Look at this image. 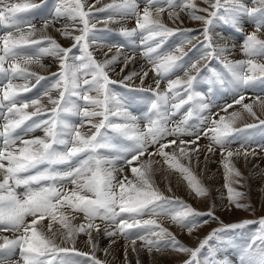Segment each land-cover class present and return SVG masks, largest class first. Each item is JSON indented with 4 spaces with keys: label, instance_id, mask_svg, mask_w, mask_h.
I'll list each match as a JSON object with an SVG mask.
<instances>
[{
    "label": "snow or ice",
    "instance_id": "obj_1",
    "mask_svg": "<svg viewBox=\"0 0 264 264\" xmlns=\"http://www.w3.org/2000/svg\"><path fill=\"white\" fill-rule=\"evenodd\" d=\"M47 3L48 0H39V3L36 0H0V29H3L0 34V232L19 233L14 239L2 237L0 264H103L94 254L97 245L92 233L93 230L100 233L99 225L95 224L97 218L106 224L104 235H123L131 240L133 251H136L135 245L139 240L149 252L171 247L174 251L189 254L184 264H231L226 257H218L220 245L225 243L221 234L253 221L245 220L213 229L195 249L184 246L156 219L143 217L166 216L187 229L189 234L201 223L208 222H201L199 217H217L213 210L199 212L179 198L164 196L151 179L153 161H141V158L145 153L150 157L159 155L165 164L183 175L196 196H206L207 189L189 167L177 160L175 151L165 150L176 145L184 156H188L184 146L195 145L190 151H197V141L203 135L210 141L208 152H213L216 147L220 149L229 203L236 208L245 207L240 203L244 193L232 186L242 179L232 158L240 155L247 158L256 154L255 149L251 153L248 151L251 138L244 136L240 148L233 151L231 145L238 138L234 134L245 129H234L223 116L219 120L198 116L201 124L207 125L202 132L192 131L188 121L194 114L208 108L203 102V94L195 87L202 68L209 69L213 59L220 61L229 77L225 78L215 69H210L208 91L216 84L229 85L237 93L233 104L241 105L256 117L253 104L244 103L243 90L255 86L257 82L264 84V63L254 59L264 57V39L258 35L264 33V0H252L251 7L242 0H204L208 5L204 8L194 0H144L142 10L138 0H112L95 10L94 5H86L85 0H55L49 14L40 18L39 27L33 19L21 15L34 13ZM166 9L170 19L179 20V13L175 11L179 9L186 11L192 20L202 22L200 34L203 39L189 35L192 29L167 27L161 20V14ZM97 12L106 13V22H115L116 16L135 17L134 28L121 29L132 49L131 55H123V63L126 67L134 62L136 52L140 51L157 77L155 88L129 89L130 92L147 94L143 99L147 108L141 115L133 114L130 110L133 101L117 95L111 86L120 83L128 87L125 82L136 77L143 85L148 71L142 74L131 72L120 81L110 79V66L121 58V49L125 45L102 42L98 33L107 29H98L96 23L91 22ZM242 17L252 21L255 30L244 36L241 46L249 58L233 62L225 55L229 49L214 43L213 26L221 22L242 31ZM62 18L71 21V25L65 24L55 30L72 39L69 47H63L48 34L49 28ZM74 32L79 34L74 35ZM177 32L184 38L175 48L165 49L169 37ZM136 36H139V43L133 39ZM92 45L106 47L108 52L115 48L116 54L110 59L98 61L90 50ZM186 45L197 49L199 55L196 59H185L188 55ZM74 49H78L79 55ZM45 56L58 61L59 71L50 74L52 83L42 93L34 97L23 95L46 79L30 70L32 65L45 68L41 63ZM181 70L183 78H168ZM33 79L35 84H30ZM17 80L24 83H15ZM161 80H166L165 90H160ZM93 92L95 95L90 94ZM256 101L264 109V98L258 96ZM233 104H227L223 110L227 111ZM185 105L189 107L183 119L175 127H167L170 118ZM29 108L32 110L28 111ZM69 114L78 117L79 123L67 121L64 117ZM238 117L239 113L233 112L228 120L234 121ZM141 120L145 122L143 131L139 127ZM259 123L264 125V120ZM85 125H90V134L82 132ZM254 127V124L246 126ZM36 129L42 130L44 135L25 138L27 133ZM109 132L128 143L117 146ZM186 135L195 136V139L185 141L183 137ZM169 136L175 139L168 140ZM150 146H155L154 153L148 151ZM259 147L264 151V145ZM101 149H115L120 155L108 159L100 155ZM117 159L124 161L119 169L115 167ZM134 162H139V167ZM56 165H67V169L58 170ZM124 167L131 169L134 179L129 180L125 176L116 180L113 173L122 172ZM34 184L39 187H33ZM67 184L74 187L69 189ZM21 186L25 190L18 193L17 188ZM76 212L83 213L85 220L79 226L73 225L69 219V215L74 218ZM45 219H48L47 233L43 231L42 221ZM57 221L61 227L54 230L53 224ZM257 223L258 230L241 250L240 264H264V218ZM80 233L88 236L87 243L93 254L81 252L74 246H61L67 242L74 243ZM212 240L218 242L216 246L209 244ZM206 247L208 252L201 258ZM17 250L19 258L14 259Z\"/></svg>",
    "mask_w": 264,
    "mask_h": 264
},
{
    "label": "rangeland",
    "instance_id": "obj_2",
    "mask_svg": "<svg viewBox=\"0 0 264 264\" xmlns=\"http://www.w3.org/2000/svg\"><path fill=\"white\" fill-rule=\"evenodd\" d=\"M38 1L39 0H36V2H38ZM8 2H20V0H11V1L8 0ZM85 2H86V0H85ZM111 2H112V0H106V2H104L103 6H98V8H102ZM178 2H179V0H178ZM194 2L201 8L208 7V5L204 3V0H194ZM242 2L249 7L253 6L252 0H242ZM54 3H55V0H48V3L46 6L35 10L34 13L21 14V15H24L26 19H33V21L38 25V24H40V18L42 16H47L49 14ZM138 3L140 4V7H141V5L144 4V0H138ZM86 5H87V2H86ZM141 9H142V7H141ZM94 10H95V8H94ZM176 10H178V12L186 13V15L188 16L186 11H180L179 9H176ZM165 11H168V10L166 9ZM197 14L203 15L204 13H197ZM105 17H106L105 12H97L95 17H94L97 21L94 18H93L94 20L92 19V21H91L92 23L93 22L96 23L98 29H107L106 31H102V32L98 33V35L102 38V42L106 43V44H124L125 46L123 49L126 50L125 52L128 55H131L132 49L127 44L128 43L127 39H125V37H123V35L121 34V29H123V28H118L114 25H109L108 22H110V23H113V22L112 21L106 22ZM124 18H131V16L124 17ZM133 18L135 19V17H133ZM116 19L121 20V17L116 16ZM245 19H247V17H242L240 20V28L242 29V33L244 34V36L255 30L253 22L250 21L249 19H247V21H244ZM63 20L69 25H71V23H72L71 21H69L67 19H63ZM193 21H195V20H193ZM57 23H59V21ZM164 24L170 28L192 29L193 31L191 33H189V35L196 37L199 40L203 39V36L200 34V31L203 28L202 22H198L197 25H181V26L170 25L169 23H164ZM214 26L218 29V31H225L227 34L229 33L228 28L231 27L230 25L228 26V25H225V24L220 23V22L215 23ZM134 27H135V20H134V23H132V27H130V28L132 29ZM1 30H3V29H0V31ZM73 34L74 35L79 34V32H76ZM258 35L260 36L261 39H264V33H259ZM51 36L58 43H60L63 47H69L73 42L72 39L69 37H66V38L71 39L70 41H61V38H59L60 36H57V35L54 36L53 34ZM212 36H213V34H212ZM235 36L237 37L238 35L235 34ZM172 37H176V40H172ZM172 37H169L168 41L166 42V45L164 46L165 49L175 48V46L180 43V40L184 38L179 32H177ZM120 38H121V40H120ZM133 39L137 43L139 42V36L133 37ZM243 39H244V37L240 40L238 39V41H237L239 43L238 46H242L240 41L243 43ZM213 40H214V37H213ZM96 48H98L96 45H92L90 47V50L93 52L94 57L98 61H101L99 59V55L97 54L98 52H96L97 51ZM105 48H102V49H105ZM95 49H96V51H95ZM123 49H121V50H123ZM127 50H129L131 53H129ZM73 51L77 55H79L78 49H74ZM185 51L189 52L188 56H186V60L190 59V58L192 59V57L194 60L199 55V52H198L197 53L198 55L196 57L194 56L196 49L191 48L190 45L185 46ZM240 52L242 53L240 55L241 56L240 60H246L249 58L243 53L242 48H240ZM135 59H140L142 61V63L145 65V69L151 73L152 78H153L152 80L155 81V79H157V78L154 76L155 73L151 70L152 66L150 64H148L147 60L140 54V51L136 52ZM254 59H256L260 63H264V57H255ZM42 60L44 62L54 63L55 68L57 67V69H59V65L57 63L58 61L54 57L45 56L42 58ZM240 60L236 58V59H233L232 61L235 62V61H240ZM221 66H222V64L220 63L219 60L213 59L210 62V68L209 69L202 68L201 75L199 77V83H197L195 90L197 92L203 93L206 91L207 88L210 87L209 84L207 83V80L211 76V75H208V73H207V72H210V69H215L218 73H220L222 76L227 78L228 73L223 68V66H222V68H221ZM58 71H56V72H58ZM38 74L46 77V79H44V80L48 81L46 85L49 87L52 83L53 78L47 76L46 73L43 74V73L38 72ZM109 77H110V79L115 80V81H120L123 79V78L121 79V78H117V77L113 76V74L110 72H109ZM177 77L183 78L184 72L182 70L176 71L169 76L170 79H176ZM20 81L22 82V80H20ZM21 82H19V83H21ZM29 83L35 84V80L34 79L31 80ZM125 83L128 85V87H125L124 85H121L120 83L114 84L111 87L117 95L123 96L126 99H129L131 101H134L132 93L135 94V93H139V92H135V93L130 92V90H129L130 88L140 89L141 87H143V88L152 87V86H146V85H136V84H133L131 81H128ZM162 84L163 83L161 82L160 86H162ZM217 85L218 84L211 86V87H213L211 90V94L203 97V102L208 105V108L206 110H203L202 112L198 113L197 118H195V114H194L193 117L188 121V124L191 125L193 129L201 130V132H202L204 130L203 127H207V125H202L198 116L208 118L209 120H212V119L213 120H219V118L221 116H223V117L226 116L225 122H230L231 126L234 129H241V128L246 129L241 134L239 133V134H234V135H238L240 137L244 136V134H245V136H248V137L252 136V137H250L252 140H251V145L248 148V151L251 153L252 150L255 149L256 154L251 155L252 157H250V158H252V162H250L247 165V170L244 169L242 164L236 162V160L234 161V157H240V156H234L232 158V163L234 164L235 168L241 173V177H242V179L239 180V183L233 184L232 186L237 191L244 193V196L240 199V203L245 205V207L236 208L233 204L229 203V201L227 199V196H228L227 189L224 187V185H225V169H224L223 164H222V157H221L220 149L218 147H216V148H214L213 152H208V151L203 152L202 147H204V146H202L200 143L204 142L203 143L204 145L209 146L210 141L207 137L201 135V138L197 141V144L199 145V149L197 151H190V149L196 147L195 145H185L184 146L186 148V150H188V156H184L180 152L179 148H177L176 145H172L170 149H165V150L166 151H175L177 160L181 164L189 167L191 169V171L195 174V176L200 180L201 184L207 189L208 194L206 196H203V197L196 196V194L189 188L187 181L184 179L183 175L179 171H177L176 169L170 168L168 164H165L163 159L159 155H153L150 157L148 155V153H145V155L141 158V161H146L149 159H151L153 161V165H152L153 172L151 175V179H152V182H153L155 188H157L164 196L179 198L180 200L184 201L185 203L191 205L195 210H197L199 212H208L209 210H213L215 213V217H217V219H213V218L208 217V216L199 217L198 220H200L201 222L204 220H207L208 222L206 224L201 223L200 227H198L197 229H195L191 233V234H193L194 239H196V241H195V240H187L186 238L182 237V235L178 234V232H176V230L173 226H176L177 228L183 230L184 232L188 233V231H187V229L181 228L180 226L173 223L170 220V218H168L166 216L150 217V216L145 215L143 218L144 219H149V218L156 219L159 224H161L163 227H166L171 233H173L184 246L192 248V249H195L196 247H198L199 243L204 238H206L213 231V229L220 228L223 225H228V224H233V223H241L245 220L253 221V223L247 224L242 228L234 229V230H231V231H228L226 233L221 234L224 238L225 243L220 245V252L218 253V257L219 258L226 257L228 260L231 261V264H240L239 255L241 253V250L249 242L250 237L258 230L259 225L257 222L261 218H264V211L258 213L260 210H264V163H263L264 162V151H261L260 147H259L260 145H264V125L259 124L260 120H264V116H263V114L259 113V111L256 109L255 104H253L250 101V100H256V97H258V96L264 98V93L255 94L253 87L247 88V90L244 92L245 93L244 94V96H245L244 103L253 104V111L256 113V117L259 118V119H257L256 117L251 116L246 110H244L241 105H237V104H233V103H222L221 101L225 100L223 97L224 95H222L220 93L221 89L219 90L217 88ZM152 88H155V87H152ZM221 92H222V90H221ZM142 93L143 92L139 93V95H137V97H136L135 101L137 104H134L135 101H134V103L132 102L130 104V110L132 112L137 111V110L142 112V111L146 110L147 105L143 102L144 96H142ZM90 94L95 95L94 92L90 93ZM140 104H142V106ZM227 104H233V106L231 108H228L227 111H224L223 109L225 108V106ZM188 107H189V105H185L182 108L184 110L181 109L182 112L180 114H178L179 117H181V119H179V120L183 119V116L187 112ZM235 107H237V108L234 109ZM228 110L229 111L232 110V113L233 112L239 113V117L236 118L234 121H229L228 117L231 115V113L229 115ZM28 111H30V110H28ZM211 116H213V117L211 118ZM216 117H217V119H216ZM64 118L67 121H69L70 123H74V124L79 123V118L76 116L69 114V115H65ZM28 123H30V122H28ZM168 123H171V122H168ZM177 123H178V121H176L174 126H173L174 123H171L172 127L170 125L169 128L175 127ZM249 124H254V125H256V127L246 128V126ZM198 126H201L202 128L200 129V127L198 128ZM139 127L142 131L144 130L143 126H139ZM260 129H262V130H260ZM82 132L90 134V125H85L82 128ZM27 134H28V136H25L26 139H31L34 137H42L44 135L42 130H38V131H35L32 133H27ZM109 135L113 136L114 134L109 132ZM255 136H256V138H255ZM192 137L193 138L190 139L189 135H187V136H184L183 139L185 141H191V140L195 139V136H192ZM239 138L236 139V141L231 145V149L233 151L240 148L242 140ZM254 138H255V140H254ZM167 139L172 140V139H175V137L169 136V137H167ZM0 142H2V141H0ZM113 143L116 144L117 146H123V145H126L128 143V141H126L123 138L118 136L114 140ZM177 143H179V141H177ZM204 148H207V147H204ZM148 151L154 153L155 152V146H150ZM104 154H105V150L101 149L100 155L102 157H104L103 156ZM118 155H120V153H118L115 149H108L107 150V158L108 159H112L114 157H117ZM206 157H207V159H205ZM256 157H257V159H255ZM258 157H260V158H258ZM82 158L83 157H81V159ZM261 158L263 161L261 160ZM123 164H124V161L121 159H117L115 161V167L117 169H119ZM134 165L139 167V162H134ZM161 165H163V166H161ZM55 167L61 171L67 169V165H56ZM164 168H165L166 172L171 171L168 173L173 174L174 176L173 175H167V176H165L167 179L166 180L163 179L162 175L165 172ZM113 174L115 175L116 180L123 179V177H125V176H127L129 180H132V178L134 179L133 174L131 172V169L129 167H124V170L122 172L116 171ZM207 174H209V178L212 176H215L218 179L217 184H213V186L209 185ZM155 175H158V177H155ZM217 175L219 176V178L217 177ZM176 178H177V180H176ZM169 180H175L177 184L166 185L163 183L164 181H168V183H170ZM41 183L47 184V182H41ZM37 186H39V185H35V184L33 185V187H37ZM67 187L69 189H71L74 186L71 184H67ZM169 189H171V191H169ZM173 191H176L177 193H181V195L170 194V193H173ZM187 191L189 192V194L191 196L193 195L194 197L199 198L198 199L200 201L199 205H197L198 203H196L194 199L189 200L187 198L188 196L183 194V193H186ZM22 192H24V190L21 189L19 191V193H22ZM217 193H219V194H217ZM216 195H219L218 200H216V198H215ZM201 205H206L207 207L205 206V208H204ZM225 208H227V209H225ZM228 210H232V211L238 210L241 212H245V215L242 214V215H240V217H238V216L234 217L235 212H232L233 214L231 215ZM66 214H68V213L66 212ZM27 219L30 220L31 217H27ZM69 219L71 220V223L73 225H76V226H79L80 224L85 223L83 213L76 212V213H74V218H72V215H69ZM58 220H59V217H58ZM44 223L48 224V219H45L44 221H42L43 231L45 233H47L48 229L46 228ZM95 224L99 225L100 234H102V236L106 237V235L103 234L104 229L106 227L105 222L100 220L99 218H97L95 220ZM53 226H55L56 228L61 227V225L58 223V221L54 222ZM132 231H136V230H132ZM94 233L96 234L97 232H94ZM1 234H7L9 239H14V237L16 238V236L19 235V233L13 234V232H11V231H3V232H0V235ZM96 237H98V236H96ZM116 237H118V238L120 237L122 239L123 244H131V240L126 239L123 235L118 234V235H116ZM83 238H88V236L85 235L84 233H80L76 236L74 243L73 242L72 243L67 242V243H65V245H66L65 247H73L74 246L76 249H78L81 252L89 253V255L93 254V250H88L87 248H84V249L82 248L83 242H84V244H88L86 241H83L84 240ZM194 241H195V243H194ZM2 242H3V240H2ZM58 242H59V240H58ZM217 243L218 242L215 240L209 241V244L212 246H216ZM123 244L119 245L118 249H121L122 251L125 252L126 250H128V248H126ZM136 244H137V245H135L136 250H137V251H135V256L137 257L136 261L134 260L132 262V261H130V259H126L125 264H136L137 260H139V263L145 264L144 261L142 260V258H140L141 255L139 256V254H141V253L140 252L138 253V251L140 249H143L146 251L147 248H145V247L143 248L142 242L139 240L136 242ZM138 246H139V248H138ZM103 248L104 247L101 246V247L95 249L94 254H95L96 258L99 259L100 261H102L103 264H115L114 262H112L110 260L112 258L113 254H110V258L103 256V255H106L110 252L108 248H106V249H103ZM107 249H108V253L106 251ZM207 252H208V248L206 247L205 249L202 250L201 258H203V256L206 255ZM101 253L103 254L102 256H101ZM152 253H154V255L151 256L150 259H153L155 257V255L157 256L159 254L169 255V256L172 255L173 263H175V264H184V262L189 259V254L174 251L171 247L164 248L161 251H156L155 249H153ZM14 258L18 259L19 257L14 256ZM78 259H82V258L78 257ZM147 264H149V262H147Z\"/></svg>",
    "mask_w": 264,
    "mask_h": 264
},
{
    "label": "bare ground",
    "instance_id": "obj_3",
    "mask_svg": "<svg viewBox=\"0 0 264 264\" xmlns=\"http://www.w3.org/2000/svg\"><path fill=\"white\" fill-rule=\"evenodd\" d=\"M9 1H11V0H9ZM39 2V1H38ZM37 2V3H38ZM86 2H87V5H94V8H98V6H103V4H104V2H106V0H99V3H97V0H86ZM141 7H142V9H143V7H144V4L143 5H141ZM140 7V8H141ZM141 9V10H142ZM177 12H178V10H176ZM179 13V20H173V19H170L169 18V16H168V11H165L164 13H162L161 14V20H162V22H164V23H169L170 25H178V26H181V25H197L198 24V21H193L191 18H189L187 15H186V13H183V12H178ZM95 19V18H94ZM93 19V20H94ZM248 19V18H247ZM247 19H245L244 21H247ZM96 20V19H95ZM133 20V21H132ZM134 18L133 17H131V18H124V17H121V20H117L116 19V17H115V22H113V23H110V22H108V24L109 25H114V26H116V27H118V28H127V29H131L130 27H132V23H134ZM97 21V20H96ZM93 23H95V22H93ZM105 23V22H104ZM221 23V22H220ZM65 24H67L63 19H61L60 21H59V23H56L55 24V26L54 27H50L49 28V30H48V34L50 35H54V36H60L59 38H61V41H70L71 39H69V38H66L65 36H62L61 34H60V32H57L55 29L56 28H61L63 25H65ZM106 25V24H105ZM242 25V24H241ZM40 26V24H38L37 25V27H39ZM229 26V25H228ZM245 27V26H244ZM247 28V27H246ZM213 32H212V34H213V37H214V43L216 44V45H219V46H226L228 49H229V51L225 54L226 55V58L228 59V60H230V61H232L233 59H241V52H240V49H239V47L240 46H238V39H237V37L236 36H232V34L230 33V28H228V31H229V35L225 32V31H218V29L215 27V26H213ZM70 30H71V28H70ZM2 32H3V30H1L0 31V34H2ZM74 33H76V32H74ZM236 34V33H235ZM237 35V34H236ZM116 36V35H115ZM122 38V37H121ZM121 38H120V40H121ZM126 39V38H125ZM60 40V39H59ZM172 40H176V37H172ZM171 40V41H172ZM125 42V41H124ZM139 43V42H138ZM128 44V43H127ZM96 49H97V51H96ZM95 49V51L96 52H98L97 54L99 55V59L101 60V61H103V60H105V59H110L111 58V56H113V55H115L116 54V49L115 48H113L112 49V51L111 52H108V49L107 48H105V49H102V48H96ZM94 51V52H95ZM126 50H121V52H122V55H121V58L117 61V62H115L113 65H111L110 66V69H109V72L110 73H112L113 74V76H115V77H117V78H123L124 76H126V75H128L129 73H131V72H138V73H142L143 71H148V70H146L145 69V65L142 63V61L140 60V59H134V62H132V63H129L126 67H125V65H124V63H123V55H128L126 52H125ZM129 53H131L129 50H127ZM105 53H107V56H105ZM187 53H189V52H187ZM188 56V55H187ZM46 60V59H45ZM47 61V60H46ZM49 61V60H48ZM41 63L43 64V65H45V68H40L39 66H37V65H32V66H30V69L32 70V71H35V72H39V73H46L47 74V76H49V77H51V72L52 73H54V72H56V71H58L59 69H57V67L55 68V66H54V63H52V62H44L43 60L41 61ZM58 63V62H57ZM58 66V65H57ZM221 68H222V66H221ZM121 69H123V71H121ZM225 71V70H224ZM50 73V74H49ZM208 73V75H211V73L210 72H207ZM45 74V75H46ZM229 75V74H228ZM155 77H156V75H154ZM157 78V77H156ZM169 78V77H168ZM228 78V77H227ZM153 78H152V75H151V73L148 71V76L147 77H145L144 78V83H143V85H146V86H152V87H155V81L154 80H152ZM19 82H21L20 80H17V81H15V83H19ZM23 83H24V81H22ZM21 82V83H22ZM47 82L48 81H46V80H42V81H40V83L39 84H36V86L34 87V88H32V90H31V92H28V93H24L23 95H25V96H28V97H34V96H37V95H39L40 93H42L46 88H48V86L46 85L47 84ZM133 84H136V85H141V81H140V79H139V77H136V78H134L132 81H131ZM161 82L163 83L162 84V86H160V90H164V89H166V80H161ZM218 87H223V88H226V89H228V90H231V88L229 87V85H227V84H224V85H220V84H218L217 85V88ZM213 88V87H212ZM208 89L209 88H207L206 89V91L205 92H200V93H202L203 94V97H205V96H208L209 94H211V91L209 92L208 91ZM220 92H221V90H220ZM222 92H223V90H222ZM264 92V91H263ZM118 93V92H117ZM128 93V92H127ZM139 93H141V92H139ZM139 93H135V94H133L132 93V96H133V100L135 101L136 100V97H137V95H139ZM56 93L54 92L53 93V95H55ZM141 96V95H140ZM142 96H146V93H142ZM132 98V97H131ZM134 101H133V103H134ZM253 104H255V106H256V109L259 111V113H261V114H263V116H264V109H262L260 106H259V102L258 101H256V100H250ZM44 103H46V100L44 101ZM134 104H137L136 103V101H135V103ZM143 104V103H142ZM142 104H140L141 106H142ZM144 105V104H143ZM137 106V105H136ZM48 107H50V105H48ZM139 108V107H138ZM237 107H235L234 109H236ZM222 109V108H221ZM233 109V110H234ZM28 110H32L31 108H29ZM182 110H184V109H182ZM182 110H180V112H178L176 115H174V116H172L171 118H170V120H169V122H171V123H174L173 124V126L175 125V123H176V121H181V120H179V119H181V117H179V115L178 114H180L181 112H182ZM222 111V110H221ZM240 111V110H239ZM144 111H142V112H140L139 110H137V111H134L133 112V114H135V115H141L142 113H143ZM228 112H229V115H230V113H232V110L231 111H229L228 110ZM243 112V111H242ZM241 112V113H242ZM215 113V112H214ZM218 113V112H217ZM225 114V113H224ZM222 115V114H221ZM220 115V116H221ZM228 115V114H227ZM228 115V116H229ZM179 117V118H178ZM213 116H211V118H212ZM226 117V116H225ZM195 118H197V114H195ZM216 119H217V117H216ZM213 120V119H212ZM171 123H168L167 124V127H169L170 125H171ZM144 124H145V122L143 121V120H141L140 121V123H139V126H143L144 127ZM260 124V123H259ZM246 125V124H245ZM171 127H172V125H171ZM200 127V129L202 128L201 126H198V128ZM206 127H203V129H205ZM242 129V128H241ZM38 130H40V129H36L35 131H38ZM191 130L192 131H196V129H193V128H191ZM246 130V129H245ZM260 130H262V129H260ZM259 130V131H260ZM35 131H33V132H35ZM248 131V130H247ZM30 133H32V132H30ZM241 134V133H240ZM256 134V133H255ZM259 134V133H258ZM26 136H28V134L26 135ZM112 136V135H111ZM187 136V135H186ZM244 136H245V134H244ZM244 136H238V138L239 139H241L242 140V138L244 137ZM118 136H114L113 135V141L112 142H114V140L117 138ZM249 137H252V136H249ZM189 138L190 139H192L193 137L192 136H190L189 135ZM203 138V137H202ZM237 138V139H238ZM255 138H256V136H255ZM255 138H254V140H255ZM260 138V137H259ZM258 139V138H257ZM240 140V141H241ZM253 142V141H252ZM204 143V142H203ZM203 143H200L202 146H204V147H207L208 148V146L207 145H204ZM257 143V142H256ZM258 144V143H257ZM204 147H202V151L204 152H207V148H204ZM105 150V154L103 155L104 157H106L107 158V150L108 149H104ZM242 152H243V150H241ZM250 157H252L251 156V154L250 155H248L247 156V158H245L244 157V155H240V157H234V161L236 160V162H238V163H240V164H242V166L244 167V169L245 170H247V165L250 163V162H252V158H250ZM258 158H260V157H258ZM206 159V158H205ZM255 159H257V157L255 158ZM261 160H262V158H261ZM263 161V160H262ZM264 163V162H263ZM161 166H163V165H161ZM166 168V167H165ZM165 168H164V170H165ZM63 171V170H62ZM168 172H171V171H168ZM168 172H166V170H165V172L163 173V175H162V177H163V179H167L165 176H167V175H173V174H170V173H168ZM174 176V175H173ZM207 176H208V183H209V185H212L213 186V184H217V181H218V179L215 177V176H212V177H210L209 178V174H207ZM155 177H158V175H155ZM217 177L219 178V176L217 175ZM0 179H2V177H0ZM133 179V178H132ZM176 180H177V178H176ZM169 182L170 183H168V181H164L163 183L164 184H166V185H172V184H177L176 183V181L175 180H169ZM179 184V183H178ZM37 187H39V186H37ZM25 190L24 189V187L23 186H21V187H19V188H17V192L19 193V191L20 190ZM170 194H179V195H181V193H177L176 191H173V193H170ZM184 195H186V196H188L187 198L189 199V200H195V202L196 203H198L197 205H199V203H200V201L198 200L199 198H196V197H194L193 195L191 196L190 194H189V192L187 191L186 193H183ZM217 194H219V193H217ZM218 196L219 195H216V200H218ZM201 206H203L204 208H205V206L206 205H201ZM207 207V206H206ZM225 209H227V208H225ZM229 212H230V214L232 215L233 213L232 212H235V214H234V217H236V216H238V217H240V215H242V214H244L245 215V212H241V211H236V210H234V211H232V210H228ZM264 210H260L258 213H260V212H263ZM247 212V211H246ZM233 217V218H234ZM230 218V217H229ZM44 225L46 226V228H47V223L45 224L44 223ZM174 228H175V230H176V232H178V234H180V235H182V237H184V238H186L187 240H195L196 241V239H194V236H193V234H189V233H187V232H184L183 230H181V229H179V228H177L176 226H173ZM53 228H54V230L56 229V227L55 226H53ZM47 230V229H46ZM48 231V230H47ZM94 232H96L95 230H93V233H92V235H93V237H94V239L96 240V248H99V247H101V246H103L104 248L103 249H106V248H108L109 249V253H108V249L106 250L107 251V253L108 254H106V255H103L102 253H101V256L103 255V256H105V257H107V258H110V254H113L112 255V258L110 259L112 262H114L115 264H125V260L126 259H130V261H136V256H135V251H133L132 249H133V245H132V243L131 244H123L122 243V239L119 237H116V236H114V237H108V236H102V234H95ZM14 234V233H13ZM12 234V235H13ZM4 236H7L8 237V235L7 234H1L0 235V242L1 243H3L2 242V237H4ZM96 236H98V237H96ZM14 237V236H13ZM15 238V237H14ZM82 238V237H81ZM84 240L83 241H88L87 239L88 238H83ZM82 241V242H83ZM195 241H194V243H195ZM98 242V243H97ZM72 243V242H71ZM121 244H123L126 248H128V250H126L125 252L124 251H122L121 249H118V246L119 245H121ZM82 245V244H81ZM86 245V246H85ZM137 245V244H136ZM62 246H66L65 244H62ZM81 248V247H80ZM83 249L84 248H87L88 250H93L92 248H91V246L89 245V244H84V242H83V247H82ZM135 248H136V246H135ZM138 248H139V246H138ZM144 248V247H143ZM139 250V249H138ZM102 251V250H101ZM104 251V250H103ZM137 251V250H136ZM141 253V254H139V256H140V258H142V260L144 261V263L145 264H147V262H149V264H175V263H173V257H172V255H163V254H159V255H155V257L153 258V259H150V257L151 256H153L154 255V253H152V252H149V251H145V250H143V249H140L139 251H138V253ZM154 252V251H153ZM119 253V254H118ZM127 253V258L125 257V254ZM164 253V252H163ZM157 254V253H156ZM167 254V253H166ZM15 257H18V250H17V254H16V256ZM14 259H16V258H14ZM141 260V261H142ZM137 264V263H136ZM139 264H141V263H139ZM143 264V263H142Z\"/></svg>",
    "mask_w": 264,
    "mask_h": 264
}]
</instances>
